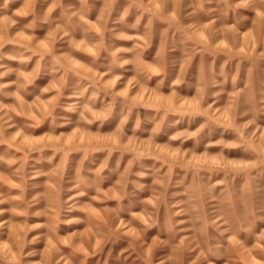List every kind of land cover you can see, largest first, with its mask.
<instances>
[{
    "label": "rangeland",
    "instance_id": "rangeland-1",
    "mask_svg": "<svg viewBox=\"0 0 264 264\" xmlns=\"http://www.w3.org/2000/svg\"><path fill=\"white\" fill-rule=\"evenodd\" d=\"M0 264H264V0H0Z\"/></svg>",
    "mask_w": 264,
    "mask_h": 264
}]
</instances>
